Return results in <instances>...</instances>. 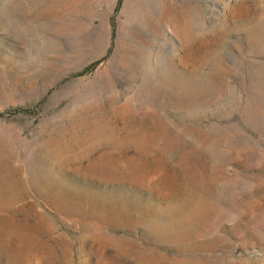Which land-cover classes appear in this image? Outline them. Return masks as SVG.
Returning <instances> with one entry per match:
<instances>
[{
  "label": "rangeland",
  "instance_id": "rangeland-1",
  "mask_svg": "<svg viewBox=\"0 0 264 264\" xmlns=\"http://www.w3.org/2000/svg\"><path fill=\"white\" fill-rule=\"evenodd\" d=\"M0 264H264V0H0Z\"/></svg>",
  "mask_w": 264,
  "mask_h": 264
}]
</instances>
